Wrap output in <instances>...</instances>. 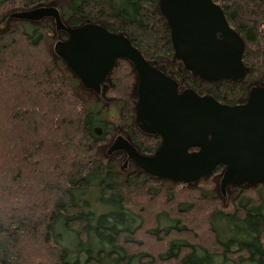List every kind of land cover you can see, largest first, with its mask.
I'll return each instance as SVG.
<instances>
[{"label": "trees", "instance_id": "16d2710c", "mask_svg": "<svg viewBox=\"0 0 264 264\" xmlns=\"http://www.w3.org/2000/svg\"><path fill=\"white\" fill-rule=\"evenodd\" d=\"M212 1L245 43L248 73L242 82L207 84L190 74L185 82L199 96L241 105L253 83L264 86V0ZM158 2L0 0V24L12 12L54 3L67 26L91 22L123 33L147 62L179 76ZM7 19L0 28V264H264V185L233 190L229 212L220 204L223 166L189 185L135 167L124 172L121 153L102 158L115 126L54 54L56 35H66L50 19ZM135 81L119 60L99 96L119 103L122 132L153 155L161 139L135 124Z\"/></svg>", "mask_w": 264, "mask_h": 264}, {"label": "water", "instance_id": "95a60500", "mask_svg": "<svg viewBox=\"0 0 264 264\" xmlns=\"http://www.w3.org/2000/svg\"><path fill=\"white\" fill-rule=\"evenodd\" d=\"M158 9L170 31L173 59L181 63L184 74L207 84L245 79V43L218 4L159 0ZM10 17L32 23L52 20L56 33L66 35L54 43V54L96 96L102 94L119 60L131 65L136 79L135 124L141 133L161 142L153 155L146 156L129 139L118 136L109 146V155L122 152L153 178L189 185L223 166L222 195L228 187L264 185V86L253 83L244 104L222 105L191 88L180 91V84L147 62L123 33H110L91 22L69 27L52 4Z\"/></svg>", "mask_w": 264, "mask_h": 264}, {"label": "rangeland", "instance_id": "374dc122", "mask_svg": "<svg viewBox=\"0 0 264 264\" xmlns=\"http://www.w3.org/2000/svg\"><path fill=\"white\" fill-rule=\"evenodd\" d=\"M51 4H52V6H54V7L57 8L56 4H54V3H51ZM12 13L8 14V17L9 18H10V16H11ZM8 17H6L2 21V23L0 24V28H3V27H6V26L10 25L9 23H7L8 22V19H7ZM29 23L31 24L32 22L25 21V24H29ZM50 24H52L53 27H55L53 21H51ZM56 41H58L57 35H56V38H55V42ZM96 98H97V106H98V108H99V106H103L104 109H105V112L103 114V116H105V119H108L115 126L114 137L111 138V142L106 147H102L100 149V156L102 158L106 159L107 158V156H106L107 154L106 153H107V150H108L110 144L113 143V141L115 140L116 137L123 136V132L121 130L122 121H121L120 116H119L120 106H119V103L117 101H115V100L104 99V98H102L100 96H97ZM120 162H121L120 164L123 165L124 161L123 160H120ZM224 195H225V198L224 199L223 198L221 199L220 204L222 205V207L224 208V210L230 212L231 209H232L231 206L232 205H235V203L233 202V199H234L233 196L234 195H233V193L228 192V190L225 191V194Z\"/></svg>", "mask_w": 264, "mask_h": 264}, {"label": "flooded vegetation", "instance_id": "af4514ba", "mask_svg": "<svg viewBox=\"0 0 264 264\" xmlns=\"http://www.w3.org/2000/svg\"><path fill=\"white\" fill-rule=\"evenodd\" d=\"M168 76L169 77H171L173 80H175L177 83H179L180 84V91H183L184 89H186V88H190L189 87V85L185 82V78H186V74H184V72H183V70H180V74H179V76H176V75H174L173 74V72H170V74H168ZM104 86L105 85H103V88H102V90L104 89ZM123 136L125 137V138H127L128 139V137L126 136V134L125 133H123ZM130 141V140H129ZM112 144V143H111ZM110 144V145H111ZM109 149V148H108ZM122 154V160L124 161V163H123V168H122V170L124 171V172H128L129 170H132V169H134L133 167H135L136 168V166L133 164V163H131L130 161H128L127 160V157L122 153V152H117V153H112V154H108V150H107V158L106 159H108V158H113L114 156H116V155H118V154ZM138 169V168H137ZM218 186H219V184H218ZM242 188H244V187H242ZM242 188H237V187H228L226 190H228V192H231L232 193V191L233 190H237V189H242ZM220 190V189H219ZM223 199L225 198V195H223V197H222Z\"/></svg>", "mask_w": 264, "mask_h": 264}]
</instances>
